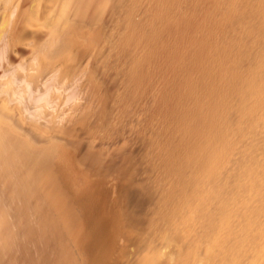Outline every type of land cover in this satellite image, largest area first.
Returning <instances> with one entry per match:
<instances>
[{
	"label": "bare ground",
	"instance_id": "obj_1",
	"mask_svg": "<svg viewBox=\"0 0 264 264\" xmlns=\"http://www.w3.org/2000/svg\"><path fill=\"white\" fill-rule=\"evenodd\" d=\"M58 263L264 264V0H0V264Z\"/></svg>",
	"mask_w": 264,
	"mask_h": 264
},
{
	"label": "rangeland",
	"instance_id": "obj_2",
	"mask_svg": "<svg viewBox=\"0 0 264 264\" xmlns=\"http://www.w3.org/2000/svg\"><path fill=\"white\" fill-rule=\"evenodd\" d=\"M66 236H68V235H66ZM69 244V243H68ZM58 264H60V263H58Z\"/></svg>",
	"mask_w": 264,
	"mask_h": 264
}]
</instances>
